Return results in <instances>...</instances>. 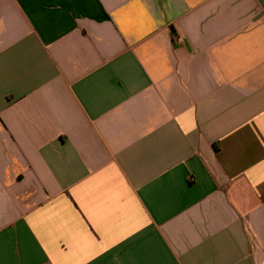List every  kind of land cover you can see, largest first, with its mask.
<instances>
[{
    "label": "crops",
    "instance_id": "crops-1",
    "mask_svg": "<svg viewBox=\"0 0 264 264\" xmlns=\"http://www.w3.org/2000/svg\"><path fill=\"white\" fill-rule=\"evenodd\" d=\"M0 264H264V0H0Z\"/></svg>",
    "mask_w": 264,
    "mask_h": 264
}]
</instances>
